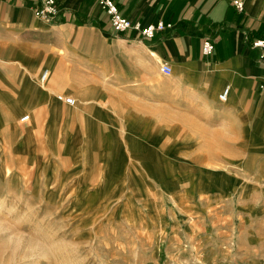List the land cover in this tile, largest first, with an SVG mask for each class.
Here are the masks:
<instances>
[{
  "label": "crops",
  "instance_id": "0c3cea01",
  "mask_svg": "<svg viewBox=\"0 0 264 264\" xmlns=\"http://www.w3.org/2000/svg\"><path fill=\"white\" fill-rule=\"evenodd\" d=\"M113 1L132 22L171 28L151 39L116 34L101 0H57L50 23L34 14L39 0H0V183L9 188L27 176L36 187L50 185L62 172L58 188L69 185L86 204L92 169L104 180L109 164L123 170L131 159L150 170L157 156L167 166L174 155L181 170L185 155L213 160L221 144L245 155V170L264 181V61L251 47L264 39V0ZM163 63L169 76L159 71Z\"/></svg>",
  "mask_w": 264,
  "mask_h": 264
},
{
  "label": "rangeland",
  "instance_id": "374dc122",
  "mask_svg": "<svg viewBox=\"0 0 264 264\" xmlns=\"http://www.w3.org/2000/svg\"><path fill=\"white\" fill-rule=\"evenodd\" d=\"M185 157L181 170L174 155L150 170L109 164L104 180L92 169L86 204L58 188L62 172L50 185L0 183V264H264V181L245 170V155L221 144L214 161Z\"/></svg>",
  "mask_w": 264,
  "mask_h": 264
},
{
  "label": "built area",
  "instance_id": "2783aa9c",
  "mask_svg": "<svg viewBox=\"0 0 264 264\" xmlns=\"http://www.w3.org/2000/svg\"><path fill=\"white\" fill-rule=\"evenodd\" d=\"M40 7L35 10L34 14L37 18L42 20L45 23L53 22L56 17L59 15V5L57 0H39ZM235 7L242 11L243 3L240 1L233 2ZM101 8L105 11L106 16L108 18L109 24L116 34H121L127 32L129 30L135 31L140 37L151 39L158 32L164 31L166 28H171V24H165L162 21L157 22L155 25H147L142 26L140 22L135 21L132 22L129 19L123 17L117 5L113 0H101L100 2ZM251 47L253 49H257L260 52V59L264 61V39H254L251 42ZM202 54L204 56H209L213 51V44L209 40H205L202 44L201 48ZM159 71L161 74L165 76H169L171 74V67L167 63H163L159 67ZM48 72L44 70L39 77V84H44L47 80ZM229 94V87L226 86L222 92L218 95V99L220 102H226ZM56 99L59 102L65 103L68 106L75 105V99L70 96H64L62 94H58ZM29 119L28 115H24L20 118V122H27Z\"/></svg>",
  "mask_w": 264,
  "mask_h": 264
}]
</instances>
